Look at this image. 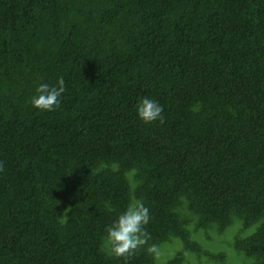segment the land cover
<instances>
[{
  "label": "trees",
  "instance_id": "1",
  "mask_svg": "<svg viewBox=\"0 0 264 264\" xmlns=\"http://www.w3.org/2000/svg\"><path fill=\"white\" fill-rule=\"evenodd\" d=\"M0 161V264H123L104 230L134 201L157 248L129 264H227L233 225L264 264V0H0Z\"/></svg>",
  "mask_w": 264,
  "mask_h": 264
},
{
  "label": "clouds",
  "instance_id": "2",
  "mask_svg": "<svg viewBox=\"0 0 264 264\" xmlns=\"http://www.w3.org/2000/svg\"><path fill=\"white\" fill-rule=\"evenodd\" d=\"M66 92L65 81L61 77L56 85L41 83L35 89V95L31 98L32 107L40 111H55L61 103L62 94ZM163 106L158 101L143 97L137 105V117L145 125L159 121L163 123ZM4 162L0 161V172H4ZM58 203V202H56ZM111 212L114 209L109 206ZM149 209L142 201L129 203L127 208L116 216L114 221L105 227L104 241L107 246V253L113 258L123 260V264L129 261L141 250L148 253L155 252L157 246L149 244L151 239L146 225L150 222Z\"/></svg>",
  "mask_w": 264,
  "mask_h": 264
},
{
  "label": "rangeland",
  "instance_id": "3",
  "mask_svg": "<svg viewBox=\"0 0 264 264\" xmlns=\"http://www.w3.org/2000/svg\"><path fill=\"white\" fill-rule=\"evenodd\" d=\"M235 228L236 226L233 225L228 230H226V232L223 235L218 236L216 238V244L212 248L214 251L227 254V258H228L226 262L227 264H242L243 263L241 254H238L237 252H235V250L231 246V241L235 233ZM202 236H203V232L198 233L199 238H202ZM173 247L174 246L172 245L168 246L170 250L173 249ZM166 250H167L166 247L162 248L159 252V256L161 257L165 255ZM203 263L210 264V263H206L204 260H203Z\"/></svg>",
  "mask_w": 264,
  "mask_h": 264
}]
</instances>
